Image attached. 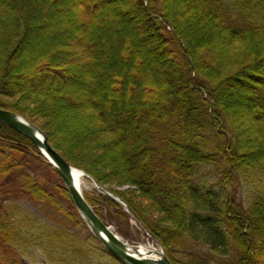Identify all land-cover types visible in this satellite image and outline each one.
<instances>
[{"label":"trees","instance_id":"trees-1","mask_svg":"<svg viewBox=\"0 0 264 264\" xmlns=\"http://www.w3.org/2000/svg\"><path fill=\"white\" fill-rule=\"evenodd\" d=\"M66 1L79 19L74 36L91 58L99 46L94 27H103L106 14L125 16L130 10L148 52L160 57L169 85L162 93L135 100L139 88L133 77L128 75L129 81L115 72L109 90L118 104L100 103L99 98L80 95L79 89L87 75L92 87L100 89L97 96L104 95L94 75L104 70L74 58L71 51L56 52L42 66L18 75L12 64L35 29L34 4L0 0V108L25 117L71 166L84 170L126 204L127 208L106 193L86 196L102 221L114 225L124 238L131 235L123 224L134 218L172 264H182L177 255L189 251L187 245L195 241L204 242L217 257L236 253V264H264V0H119L128 6L119 13L111 6L116 0H55ZM195 2L216 25L214 37L221 38L219 42L215 38L200 42L187 20L178 18L182 8ZM238 89L248 103L246 114L234 112L237 102L228 98ZM17 97L33 106V115L18 103L3 100ZM68 108L69 117L58 123L70 143L64 148L55 137L57 131L35 118L36 113L49 117L55 125ZM126 117L131 120L120 124ZM88 146L95 155L90 165H84L75 151ZM104 160L114 167L109 174L116 182L94 168ZM40 163L58 174L28 138L0 121V179L14 173L12 180L20 186L6 191L10 205L0 199V264H25L23 256L33 249L42 251L46 264H121L86 226L64 185L51 192L31 175L16 173L15 168L22 166L35 173ZM224 164L228 170L221 189L208 187L203 167ZM236 173L245 175L248 183L247 207L221 185L228 188ZM119 182L147 195L157 207L154 216L110 185ZM5 187L0 183L1 192ZM27 195L46 205V216L55 208L63 219L29 215L18 203ZM79 227L88 234L85 239L75 232ZM188 264L210 263L199 259Z\"/></svg>","mask_w":264,"mask_h":264},{"label":"rangeland","instance_id":"rangeland-1","mask_svg":"<svg viewBox=\"0 0 264 264\" xmlns=\"http://www.w3.org/2000/svg\"><path fill=\"white\" fill-rule=\"evenodd\" d=\"M32 3L34 4L31 9L34 10L33 26L35 27V29L31 34H28V39L26 38L24 40L25 43L20 49V52L17 57L14 58V62L12 64V70L18 75L28 73L36 69V67L38 68L39 66H42V64L48 62L50 60V57L54 56L56 52L71 51L72 56L74 58H82L83 63L96 64L98 66L97 68L104 70V73L103 71L102 73H100V70H97L96 74H94L95 77L99 79V85H101L102 91H104V95L101 94L102 96H97L98 91L100 89L97 87L98 85L92 87V83L94 82L91 81L87 75L83 77V84L82 87H80L79 89L80 95H83L86 98H88L89 96H92L97 99L99 98L98 100L100 103L114 100L116 105L118 104L119 99H114L112 96V92L109 90L112 84L109 78L111 77L112 80V78H114L113 74L115 72L120 73L126 79H128V75L131 78L133 77V80L139 88V92L135 100H138L143 97H151L152 95L156 94V91H160L162 93L164 87L169 85V78L163 72V67H161L159 64L160 57H158V55H155L154 53L148 52V43L143 42L141 39L143 33L141 32V30H138L137 28L135 29V26H137L138 24L136 25V23L132 21L134 16L133 13L127 9V5V7H125L123 3L121 4V1L116 0V3H113L111 6L115 13H119V11L121 12L123 8L127 9L129 11L127 15L124 16V14H116L109 16L108 14H106L103 16L105 19V24H103V27L100 26L99 29L94 27V31L97 32V36L99 38V46L98 48H96L95 53H93L92 50V54L95 55L93 56V58L84 53L86 52L85 50H87L85 49L86 46L83 43H80V41L77 40L78 38L74 36V34H76L77 32V28H75V26L76 24H79V19L76 18V14L73 10L74 8H69V2L67 3L66 1L56 3L55 0H32ZM193 5L194 7H192ZM193 5H186L184 8H182V14H180L178 18L187 20V26H190L191 33H193V35L196 36V38L200 42H205L208 40V38L214 39V36H216V34L218 33L216 25L206 19L205 12H203V9L200 8L197 2L193 3ZM111 6L108 5V7L106 8H110ZM194 11H197L196 16L193 14ZM215 39L216 42H219L218 40H222L221 38ZM79 74L82 77L81 72ZM85 74L88 73H86L85 71ZM105 77H107V79H105ZM128 80L130 81L131 79ZM142 91H144L145 93H143ZM226 93L228 94V92ZM243 96V90L241 89H238L236 92L234 91L233 93L228 94V98L230 99V101L237 102V104H234V106L232 105V110H234V112L246 114L250 111L247 105L248 103L245 104L246 102H243L242 100ZM3 100L7 103H18V105H20L24 109L27 108V110L33 115V106L26 100H21L20 97L12 99L3 98ZM71 112L72 110L69 108L68 110H63L59 114L55 125H53L52 121L49 120V117L45 119L37 113V118L35 119L43 124L48 122L49 128L52 132L54 131L56 133L57 131L58 135L60 133L61 136H58L57 134L54 135L57 140L62 143V145H64V148H66V146L70 144L68 143L69 140L67 139L68 135L66 133H62L63 131L61 132L59 130L58 123L60 122V120H66ZM75 113L77 117H80L82 114L80 111L77 110L75 111ZM21 117L24 118L27 122H29L25 117ZM136 117L139 116H134V118ZM70 119L72 122L75 121L73 117H71ZM129 120H131L130 117H126L119 123L122 124L124 122H128ZM220 128H222V126H220ZM81 149L83 150L75 151V157L81 161L83 160V162L81 163H83L84 165H90L91 158L95 155V152L90 146H88L86 149ZM38 150L48 161V159L44 156L43 152L39 148ZM31 155H34V153H32ZM40 164L41 165L37 167L35 173H32V171L26 166L16 167L15 170L18 176L21 174L31 175L34 181L39 180L43 184V186L51 192L57 191V185L65 186L59 174L56 175L47 166V164ZM94 168H97L98 171H100V175L104 176L105 173H108L104 177H107V179L116 182L113 179L117 178L113 177L112 173L109 174L112 168L113 169L111 172L115 171L114 167L110 166L107 160L102 161L100 164H95ZM78 170L84 172L87 176L82 185V194L85 198L86 196L91 197L96 196L97 193H102L99 189L100 185L93 178H90L88 173L81 169ZM226 170H228L226 164H224L222 167H217L215 165L203 167L202 173H205V180L202 177L201 179L204 180L208 187L214 186L216 189L220 190L221 186L219 183L225 178ZM237 173L234 176L233 174L231 175L230 180H228L230 182L228 188L226 186L227 184L223 182L221 185L226 187L227 190L233 192L234 197L238 199V201L241 202L244 207H247L248 183L245 181V175L241 176ZM13 176L14 173L8 175V177H3L2 179H0V183L5 182L6 184L4 191L1 192L0 190V199L5 200L3 201L4 205H10L11 203V201H8L6 191L12 187H20L18 186L19 183L17 180H12ZM110 185L116 188L117 191L122 192L124 195L131 198L133 202L138 207L142 208L145 212L153 213L151 215L154 216L155 211H157V207L153 204V202L149 199L147 195L138 192L135 186L131 184H123L122 182H119L116 185ZM63 199L64 204L68 208L72 209L69 201L66 198ZM18 203L29 215H32L35 218L46 219L48 218V216L52 215L51 218H55L57 221L63 219V216H60L55 208H53L54 210H49L51 214L49 213L46 216L43 212V210H46V205L43 203L34 202L31 195L24 196L22 200H20ZM152 219L155 220L154 217ZM13 220V222H15V218H13ZM128 223L129 225L123 224V229L126 230V232H129L131 237L129 239H126L122 235H120L125 241H127L133 246L152 245L156 249L160 251L162 250L161 245L156 240H153L150 234L143 230L142 225L136 219L133 218L129 220ZM111 226L114 230H117L114 225ZM75 232H79L81 236H83V239L88 236V234L82 231L80 227L77 228ZM187 250L189 251H187L186 253L182 252L181 254L177 255L178 260L181 261L182 264H188L191 261H198L199 259L207 260L210 264H236L237 262L236 253H232L230 256L226 257H217L211 254L209 246H207L204 242L200 241H195V243H189L187 245ZM42 254V251L39 249H33L29 251L28 256L27 254L23 256L25 264H46L44 262V257L42 256Z\"/></svg>","mask_w":264,"mask_h":264},{"label":"water","instance_id":"water-1","mask_svg":"<svg viewBox=\"0 0 264 264\" xmlns=\"http://www.w3.org/2000/svg\"><path fill=\"white\" fill-rule=\"evenodd\" d=\"M0 121L18 133L30 139L49 160L57 173L62 178L70 197L79 214L94 236L102 246L121 264H153L152 261L136 256L128 252V243L124 242L112 229L105 224L95 213L84 195L78 189L72 175L73 167L48 143L46 136L34 125H31L21 116L0 108ZM84 173V172H83ZM106 192L104 188H99ZM116 201L123 204L120 199L112 196ZM160 264H172L169 258L163 254Z\"/></svg>","mask_w":264,"mask_h":264},{"label":"bare ground","instance_id":"bare-ground-1","mask_svg":"<svg viewBox=\"0 0 264 264\" xmlns=\"http://www.w3.org/2000/svg\"><path fill=\"white\" fill-rule=\"evenodd\" d=\"M51 165V164H50ZM72 175L74 178V182L78 189L83 192L82 185L86 179V174L82 173L78 169H73ZM128 252L131 254H134L136 256L144 257L150 261L153 262V264H160V261L162 259V252L158 249H156L152 245H140V246H131L128 247Z\"/></svg>","mask_w":264,"mask_h":264}]
</instances>
